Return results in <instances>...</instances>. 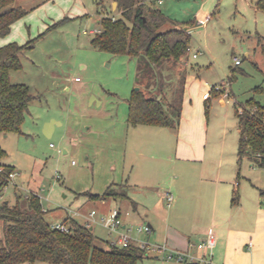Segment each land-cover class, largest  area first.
<instances>
[{"label": "rangeland", "instance_id": "rangeland-1", "mask_svg": "<svg viewBox=\"0 0 264 264\" xmlns=\"http://www.w3.org/2000/svg\"><path fill=\"white\" fill-rule=\"evenodd\" d=\"M15 3L28 12L8 36L21 44L32 39L34 46L22 52V66L12 71L11 78L29 85L35 98L21 131L0 132V145L7 151L2 162L16 169L0 201L14 203L16 189L21 194L38 192L52 225L75 217L89 222L105 247L120 234H127L132 242L166 248L162 252L147 248L148 255L138 264H186V259L168 257L173 248L161 240L164 230H140L141 225L152 222L156 211L149 204L158 199L160 187H166L168 170L140 174L152 187L148 194L157 199L140 201L139 212L122 208V224L115 229L105 226L103 218L110 215L111 208L124 207L125 201L105 205L87 194L122 189L123 184L135 187L139 167L146 161L155 162L150 154L163 157L171 150L177 126L129 124L128 98L136 87L150 96L163 97L172 116L170 104L178 106L184 100L185 80V111L198 108V96L209 88L210 101H200V113L210 143L223 139L228 146L238 145L236 108L252 96L264 103V53L257 43L258 33L264 35V11L256 7V0H156V6L186 25L192 35L187 56L174 61L171 68H159L139 57L92 44L95 33L91 30L99 27V15L115 14L111 0ZM199 18H207V22L199 24ZM257 85L262 88L254 91ZM212 86L220 88V93L211 92ZM129 192L147 198L144 192ZM93 208L98 211L90 216ZM158 222L162 223L161 218ZM3 224L0 219V238Z\"/></svg>", "mask_w": 264, "mask_h": 264}, {"label": "trees", "instance_id": "trees-1", "mask_svg": "<svg viewBox=\"0 0 264 264\" xmlns=\"http://www.w3.org/2000/svg\"><path fill=\"white\" fill-rule=\"evenodd\" d=\"M115 1V14L101 17V30L91 40L94 46L115 54L139 57L159 68L166 65L171 68L187 56L192 42L191 32L186 25L176 22L156 6V0ZM15 2L0 0V36L9 34L13 23L28 12ZM256 7L264 11V0H256ZM257 38L264 53V35L258 33ZM32 41L22 44L12 41L0 46V132L21 131L29 104L35 98L29 85L11 79V72L22 66V52L34 46ZM261 86L257 85L253 90L257 91ZM211 92L219 94L220 88L214 86ZM210 98L211 95L206 101ZM166 105L163 97L150 96L142 87L134 88L128 98V122L131 126H178L183 99L178 106L170 104L173 116ZM242 108L235 110L240 134L238 154L240 158L250 156L260 160L264 165V103L252 96ZM6 155L7 151L0 145V164L4 166L0 172V198L10 182L9 172L15 170L12 164L2 162ZM261 192L264 194V189ZM87 196L93 200L133 202L129 186L124 184L122 189L112 188ZM46 212L38 192L21 194L16 189L14 203L0 201V219L4 221L0 264H36L38 261L49 264H138L148 255L144 248L132 241L127 245L103 246L89 222H81L75 217L64 222L65 228L54 227ZM186 264L210 263L187 260Z\"/></svg>", "mask_w": 264, "mask_h": 264}, {"label": "crops", "instance_id": "crops-1", "mask_svg": "<svg viewBox=\"0 0 264 264\" xmlns=\"http://www.w3.org/2000/svg\"><path fill=\"white\" fill-rule=\"evenodd\" d=\"M114 1L111 0V4L115 10L117 4ZM102 15L97 18L99 27L91 32L96 34L94 30H101ZM16 22L11 32L18 28L14 27ZM9 34L0 36L4 37L0 39V46L16 41ZM206 84L205 88H208V82ZM185 94L184 90L182 115L174 129L175 140L171 150L163 157L151 153L149 159L154 158L152 161L156 163H143L136 173L135 187L127 184L129 191L144 192L147 198L129 192L133 202L123 200L126 205L118 208L120 214L122 208L139 212L140 201L156 198L157 195L148 194L153 190L147 180L140 178L142 172L151 175L168 170L166 187L161 186L157 191L158 199L149 204L150 209L155 208L156 211L149 225L153 230H164L161 240L173 249L197 257L206 255L212 264H264V194L261 192L264 189V165L250 156L240 158L239 141L236 147L228 146L223 139V142L210 143L205 117L200 113V101L209 97V88L198 96L196 109L190 107L184 110ZM160 132L164 134L165 131ZM164 163L165 167L160 166ZM166 191H171L175 196L171 204L165 197ZM163 198L169 207L165 208ZM110 201L113 200L102 199L98 202L107 205ZM145 209H149L147 205ZM159 218L162 223L158 222ZM126 223L127 220L124 227ZM210 227L216 230L217 242L212 250H202L197 244L206 237Z\"/></svg>", "mask_w": 264, "mask_h": 264}, {"label": "built area", "instance_id": "built-area-1", "mask_svg": "<svg viewBox=\"0 0 264 264\" xmlns=\"http://www.w3.org/2000/svg\"><path fill=\"white\" fill-rule=\"evenodd\" d=\"M158 3H163L164 0H157ZM207 22V18H199L198 19V23L199 24H205ZM95 32L100 31L99 29L94 30ZM197 54L194 53V56H196ZM240 62L239 58H236V63L238 64ZM264 117V114H263ZM4 170V166L2 164H0V172H2ZM16 175V171L12 170L9 172L8 174V179L9 181ZM165 197L167 199L168 204H171L174 200V194L171 191H166L165 192ZM97 213L96 209H93L90 212V216H94ZM103 223L105 224V226L110 227L111 229H115L118 226H120L122 224V219H121V215H120V210L118 208H113L110 211V215L107 217L103 218ZM54 227H60V228H65L64 223H60V224H56L53 225ZM140 230H147V231H151V227L150 225H141L140 226ZM131 242L130 237L127 234H120L116 239L112 240L110 242V244H118V245H127ZM217 242V233L214 227H210L208 229V232L206 234V237L197 244L198 248L200 249H206V250H212L213 247L215 246ZM138 243V242H137ZM142 248H144L145 250L147 248H154V249H158L160 252L164 251L166 248L164 246L161 245H156L155 247H148L147 244L145 243H138ZM147 251V250H146ZM168 257H177L179 259H186L188 261H199L201 263H210L212 264L211 261L208 260V257L206 255L197 257L196 255H193L191 253L182 251V250H176V249H170L169 253H168Z\"/></svg>", "mask_w": 264, "mask_h": 264}, {"label": "water", "instance_id": "water-1", "mask_svg": "<svg viewBox=\"0 0 264 264\" xmlns=\"http://www.w3.org/2000/svg\"><path fill=\"white\" fill-rule=\"evenodd\" d=\"M114 4L116 5L117 4V1H114ZM136 88H139V87H136Z\"/></svg>", "mask_w": 264, "mask_h": 264}]
</instances>
